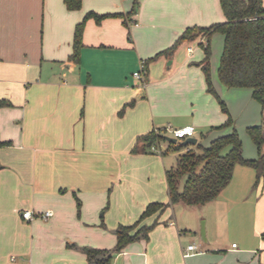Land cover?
Listing matches in <instances>:
<instances>
[{
    "label": "crops",
    "instance_id": "obj_1",
    "mask_svg": "<svg viewBox=\"0 0 264 264\" xmlns=\"http://www.w3.org/2000/svg\"><path fill=\"white\" fill-rule=\"evenodd\" d=\"M135 1L71 9L65 0H0V264H264V184H242L236 169L215 199L169 204L145 218L158 221L148 238L115 251L120 224L169 202V168L139 136L162 133L171 116L194 125L193 137L222 135L228 117L201 64L207 37L150 59L188 26L224 21L221 1L139 0L133 12ZM91 10L105 16L85 20L73 60L76 25ZM142 62L145 84L134 76ZM193 242L197 252L185 257ZM86 246L109 250L111 261L90 259Z\"/></svg>",
    "mask_w": 264,
    "mask_h": 264
},
{
    "label": "trees",
    "instance_id": "obj_2",
    "mask_svg": "<svg viewBox=\"0 0 264 264\" xmlns=\"http://www.w3.org/2000/svg\"><path fill=\"white\" fill-rule=\"evenodd\" d=\"M220 1L226 16L224 21L208 26L199 24L188 26L172 45L160 50L150 59H155L162 54L172 55L185 39L207 37L208 41L202 43L205 57L201 64L206 75L208 90L218 97L223 111L228 113V119L217 127L233 125L227 104L223 98L219 97L211 76V35L216 31L222 32L225 39L219 65L221 81L227 87L251 88L253 97L262 106L261 122L248 126V132L258 148V156L252 160L245 159L243 143L236 128L227 134L219 135L208 146H203L201 143L187 144L190 147L178 156L176 165L166 170L169 202H150L135 222L120 224L115 231L117 235L115 251L117 252L122 251L140 236L149 237L150 231L158 221L148 224L144 220L154 212L163 211L169 204L178 202L195 206L215 199L220 191L231 182L237 163L246 162L254 167L257 171V182L264 176V1ZM65 3L71 9L82 6V0H65ZM139 5V0H136L132 11L135 12ZM91 16L100 19L105 14L91 10L76 25L71 54L73 60L80 58L84 23ZM3 104L5 100L0 99V106ZM166 137L154 129L140 135L138 140L144 142L147 147H152V145H158ZM1 143L3 142L0 141ZM180 143L184 145L183 142ZM192 145L197 146L198 150H195ZM84 251L90 259H95L97 263L110 262L112 258V254L106 249L86 246ZM101 253L104 254L103 258L99 257Z\"/></svg>",
    "mask_w": 264,
    "mask_h": 264
},
{
    "label": "rangeland",
    "instance_id": "obj_3",
    "mask_svg": "<svg viewBox=\"0 0 264 264\" xmlns=\"http://www.w3.org/2000/svg\"><path fill=\"white\" fill-rule=\"evenodd\" d=\"M208 39L205 40L207 42ZM211 47H212V54L210 58L211 63V76L212 82L214 85L216 84V79L221 82V88L217 85L216 89L218 91L219 97L223 98L227 104L229 112L231 114L233 125H228L224 127L223 134H227L236 128L239 132L240 138L243 143V154L246 160L255 159L258 156V148L253 141L251 135L248 132V126L259 124L262 120V106L261 103L255 99L252 95V89L249 87H226L219 77V65L221 56L224 49V34L222 32L216 31L211 35ZM217 97V96H216ZM217 102L219 103L218 97ZM221 106V104H220ZM221 110L223 111L222 107ZM184 116L179 117H172L171 120L167 119L166 125L169 123L173 127H179L181 121L183 120ZM228 119V117H227ZM170 121V122H168ZM197 132V130H196ZM162 134L165 136L170 134L165 130L162 131ZM218 134L213 129H206V130H198V134L196 137H199V142L203 146H208L210 143L216 138ZM183 140L180 139L178 142H171L167 138L161 140V144L156 145L157 149L154 152H157L163 158L162 166L171 168V166H175L177 163V158L180 154H183L187 151L188 147L187 144L182 145L180 142ZM195 150H198L197 146H193ZM162 151H165L163 154ZM235 169L238 171L242 179V184L251 183L253 186L256 185H263L264 184V176L257 182V171L254 167H252L249 163H237ZM253 172V173H252ZM249 173L254 174L252 176V180H249ZM103 212V210H101ZM100 212V214H101ZM203 227L206 228V219L203 218L200 220V232L203 235ZM114 254V253H113Z\"/></svg>",
    "mask_w": 264,
    "mask_h": 264
},
{
    "label": "built area",
    "instance_id": "obj_4",
    "mask_svg": "<svg viewBox=\"0 0 264 264\" xmlns=\"http://www.w3.org/2000/svg\"><path fill=\"white\" fill-rule=\"evenodd\" d=\"M145 63L142 62L139 70L134 72V76L139 79L143 84L146 83V76H145ZM165 130L173 137H176L178 140L180 139H185L190 136H194L196 134V128L194 125H184V126H179V127H173L170 123L165 127ZM152 149L155 150L157 149L156 145H152ZM34 212L32 210H24L23 211V216L26 218H31L33 216ZM53 214L52 210H47L44 212V217L51 216ZM174 224V221L171 222ZM237 243H233V246H236ZM198 249L197 244L190 243L188 244L187 248L184 250L183 255L189 256L193 253H196Z\"/></svg>",
    "mask_w": 264,
    "mask_h": 264
},
{
    "label": "water",
    "instance_id": "obj_5",
    "mask_svg": "<svg viewBox=\"0 0 264 264\" xmlns=\"http://www.w3.org/2000/svg\"><path fill=\"white\" fill-rule=\"evenodd\" d=\"M167 139L169 141H172V142H177L178 139L176 137H173V136H167ZM184 144H196L197 143V138L196 137H193V136H190V137H187L185 138L183 141H182ZM203 235L205 236V228L203 227Z\"/></svg>",
    "mask_w": 264,
    "mask_h": 264
}]
</instances>
